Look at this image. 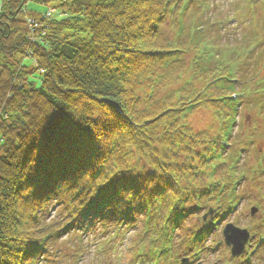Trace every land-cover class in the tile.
Instances as JSON below:
<instances>
[{
    "label": "trees",
    "instance_id": "1",
    "mask_svg": "<svg viewBox=\"0 0 264 264\" xmlns=\"http://www.w3.org/2000/svg\"><path fill=\"white\" fill-rule=\"evenodd\" d=\"M182 1L0 0V264H62V246L77 264L85 251L71 236L88 234L96 246L113 247L114 235L152 250L175 211L212 206L217 218L238 175L249 186L264 179V146L254 145L264 78L250 82L264 46L244 56L264 14L244 22L237 43L223 31L215 40L209 32L223 27L206 13L216 0ZM197 107L214 109L211 137L187 122ZM254 146L258 163L245 167ZM117 176L152 179L117 191ZM94 249L87 264H112L113 249Z\"/></svg>",
    "mask_w": 264,
    "mask_h": 264
},
{
    "label": "rangeland",
    "instance_id": "2",
    "mask_svg": "<svg viewBox=\"0 0 264 264\" xmlns=\"http://www.w3.org/2000/svg\"><path fill=\"white\" fill-rule=\"evenodd\" d=\"M236 2H238V0H216L215 3H213V9L210 12H207L206 16H209L212 18V20H210L209 23L214 22V21H218L219 22L218 24H220L223 28H219L218 26H216V28L212 29L209 32L210 37L215 38V40H216L217 37H219L220 35L223 36L221 34L222 32H220V31H223L225 33L224 36H226L227 34H228L227 36L231 35L232 37L237 39V40L234 39V43H237L236 41L243 39L246 28L245 29H240V28L244 24V22L246 20H248V17H250L251 12H252V16H253L257 12L263 13L261 11L262 10L264 11V0H249V1L248 0L247 1L240 0L239 4ZM253 4H254V8H253ZM31 9L32 10L38 9L39 11L42 9V11H43L46 9V7L31 3ZM236 9H238L237 12H235ZM231 18H233V21ZM224 19H225V21H223ZM256 40H261V41H263V44H264V35L259 34L257 36ZM231 41H233V39H231ZM256 52H258V50H256L254 53H256ZM252 74L254 75V73H252ZM238 76H241V74ZM260 78H264V68H260L258 75L256 77H254V79H251V81L250 80L249 81L254 82L253 84L256 85L257 84L256 82L259 81ZM253 80H255V81H253ZM246 84L248 85V83H246ZM175 86H176V84H175ZM251 87L252 86H249V88H251ZM174 88L177 89L178 87H174ZM176 89H174L173 91H175ZM243 89L246 91V88H243ZM243 89L239 88L238 90H243ZM213 115H214V109L213 108H211V107H207V108L197 107V109L195 111H193L192 114H190L189 118L187 119V122L191 126L192 130L195 133L206 131L209 134L208 137H211L210 135L217 132V127L214 126V124H213V121L215 122ZM213 126L215 128H213ZM263 137L264 136H256V138H254V140H256L254 145L259 146L258 144H263V146H264V141H263L264 138ZM242 139H238L237 140L238 142H236L238 148L244 144V142L243 143L241 142ZM232 143H234V141H232L231 144ZM255 146H254V150H253L254 152L251 151L248 154L245 153V155L243 157V161L245 160V162H246L245 167H248L249 165H253V164L255 165L258 163L256 161V160H258V158L255 157V155H254V154H256L255 153V151H256ZM198 148H199L198 151L200 153H203V147H198ZM237 172L241 173V169H239ZM251 205H253V203ZM240 206H242V202L237 206L236 211H234L233 213H229L227 215L226 219L232 220V222L233 221L237 222L239 224L238 227H240V228H247V229L249 228L250 229L249 231H251V233L253 234V236H252L253 238L251 240L253 247L249 246V250L247 253L248 257L250 256L253 248L259 247V250L257 251V253L260 252L261 257H262L261 262H262V264H264V249L261 248V246H259V244H261V243H259L260 239L258 237L259 235H262V236L264 235V220H263L264 214H263V211L260 210L258 213H256V215L249 217V214H248L249 207H247L248 204L243 206L244 208L242 209V213H238L240 208H241ZM51 215L53 216V213H51ZM236 215H237V217H236ZM200 216H201V214L199 215V217ZM228 220H226V222H228ZM196 222H197L196 218L186 219V221H184L185 224L181 227L183 230L177 231L178 232L177 236L179 237L180 235L186 234L188 232V230H186V229H188V228H191V230L196 229V225H194ZM226 222H224V223H226ZM219 228H221V225L215 226L214 230L211 231L212 234L210 236H208L207 240L204 243L206 248L211 249V250H209L210 254L206 253V257L204 259H202V257H201L202 252L200 254V257H198L197 253L194 255L193 252H190L188 254V256H189L188 261H186V263H184V264H189L190 262L194 263L197 258L205 260V262L201 263V264H218V262L222 261L221 258H223V255H226L227 251L224 249H221L222 245H221V243H220L221 241L219 239L220 238L219 231H218ZM138 232L139 233L135 234V237L137 235L142 234L141 228H140V231H138ZM132 235H133V233H132ZM178 237L175 238L173 241V243L175 244L174 248L176 246L180 245V243L182 241H187L189 239V237L187 238V240H185L184 237L183 238H181V237L178 238ZM71 238H73L76 241V243H78L81 246L80 249L84 250V247L87 246L85 244H88L85 239H83V241H84V243H83V242H78L75 239V237H73V236H71ZM261 239H263V238H261ZM147 240L148 239H145V241H144L145 243L143 245H142V243H140V246L143 249L142 252H140L142 254H145V252L147 250L149 251V249L146 245ZM88 241H91V240L89 239ZM118 241H119V237H116L115 243H118ZM158 241H160L159 237H158ZM158 241H156V242H158ZM72 246H76V245H72ZM82 246H84V247L82 248ZM62 247L63 248H62L61 254L63 256H60L61 257V263L62 264H73V258L76 256H73V255L70 256L69 255V257L72 258L71 262H69L68 257H66V259L64 261V246H62ZM76 247L79 248V246H76ZM119 247H120V245H118L117 248L114 247L113 251L111 252V254L109 256L112 264H127L128 260H131L132 255H133V257H135L137 254H139L138 252L134 253V250L119 251L118 250ZM157 248H158V245H156L154 249L149 251V257H152V258L155 257ZM122 249H124V244L122 245ZM90 250H93V246H91V248L88 247L86 249L85 257H84L85 259H83V257H82L81 258L82 261H77V264H87L86 259H87V255H89V253H90ZM96 250H97V247H96ZM71 251H72V248L70 247L66 250V254H69ZM99 251H100V249H99ZM224 251H226V252L224 253ZM257 253L255 254V256L253 255L254 257L253 256L249 257L251 260L249 262V264L250 263L256 264ZM140 256H141V254H140ZM56 257H58V256H56ZM52 258L54 259L55 257H52ZM58 259H59V257H58ZM58 259L57 260L54 259V262L56 263L58 261ZM244 260H246V258ZM98 262H100L99 259H98ZM140 262H141V260L137 263L138 264H148L147 263L148 259L144 263H140ZM158 262L161 264H167L166 262H164L162 260H160ZM225 264H227V263H225ZM229 264H233V263L229 262Z\"/></svg>",
    "mask_w": 264,
    "mask_h": 264
},
{
    "label": "snow or ice",
    "instance_id": "3",
    "mask_svg": "<svg viewBox=\"0 0 264 264\" xmlns=\"http://www.w3.org/2000/svg\"><path fill=\"white\" fill-rule=\"evenodd\" d=\"M261 23H262V27H264V21H262ZM52 119L53 120L55 119V114H53ZM149 179H152V177L151 176H148V177H126V176H117V177H114L113 178V180L111 181V183L113 185H116L117 186V191H118L119 190V187L127 186V185H134L136 187H142L144 185V183L147 180H149ZM101 191H103V190H101Z\"/></svg>",
    "mask_w": 264,
    "mask_h": 264
},
{
    "label": "water",
    "instance_id": "4",
    "mask_svg": "<svg viewBox=\"0 0 264 264\" xmlns=\"http://www.w3.org/2000/svg\"><path fill=\"white\" fill-rule=\"evenodd\" d=\"M231 228H229V226L227 227V231L225 232V237H226V242L227 244L229 243H233L236 244L238 246L239 249H241V247L243 246V244L245 243L246 239H247V235L245 234V236H241L239 235L238 238L234 241H232L231 239V234L232 232H230ZM242 233V232H241ZM239 249H237V247L235 246L233 249L234 253H238Z\"/></svg>",
    "mask_w": 264,
    "mask_h": 264
}]
</instances>
